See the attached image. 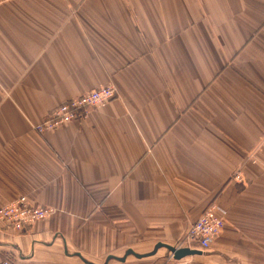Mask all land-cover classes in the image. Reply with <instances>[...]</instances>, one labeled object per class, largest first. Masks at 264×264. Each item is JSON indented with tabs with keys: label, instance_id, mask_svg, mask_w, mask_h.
<instances>
[{
	"label": "crops",
	"instance_id": "0c3cea01",
	"mask_svg": "<svg viewBox=\"0 0 264 264\" xmlns=\"http://www.w3.org/2000/svg\"><path fill=\"white\" fill-rule=\"evenodd\" d=\"M20 197L56 213L0 226V263L264 264V0L0 4V208ZM212 203L225 226L202 255L119 260L187 248Z\"/></svg>",
	"mask_w": 264,
	"mask_h": 264
},
{
	"label": "built area",
	"instance_id": "2783aa9c",
	"mask_svg": "<svg viewBox=\"0 0 264 264\" xmlns=\"http://www.w3.org/2000/svg\"><path fill=\"white\" fill-rule=\"evenodd\" d=\"M14 0H0V4ZM117 97V90L113 86L104 87L65 103L53 110L46 121L36 128L39 134L52 131L57 127L73 121L86 120L90 111L104 107ZM234 180L243 182L242 176L237 174ZM56 210L49 207H34L26 197H20L12 203L0 208V226L2 230L17 234L27 233L37 223L46 221L55 215ZM225 226L224 219L218 215L217 205L210 204L197 223L190 230L185 244L194 250L199 247L202 251L211 248L212 243L219 237ZM180 249V248H179ZM171 260L175 261L173 256ZM0 264H14L11 258H5ZM178 264V263H174Z\"/></svg>",
	"mask_w": 264,
	"mask_h": 264
},
{
	"label": "water",
	"instance_id": "95a60500",
	"mask_svg": "<svg viewBox=\"0 0 264 264\" xmlns=\"http://www.w3.org/2000/svg\"><path fill=\"white\" fill-rule=\"evenodd\" d=\"M161 248L167 249L171 253V255L173 256L174 260L178 261V262L182 261L183 259L192 257V256L202 255V252L197 251V250H192V249H189V248L179 249V248H174V247L166 246V245H163V244H159L155 248L154 252L152 254H150V255L139 256V255H136L133 251H129L123 259H119V260L121 262H125L127 257L130 256V255H133V256H135L138 259L152 257V256L156 255L157 252ZM108 260H110V259H108Z\"/></svg>",
	"mask_w": 264,
	"mask_h": 264
}]
</instances>
